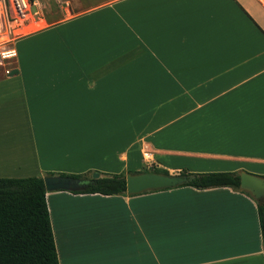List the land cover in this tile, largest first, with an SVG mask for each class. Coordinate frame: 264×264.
I'll return each mask as SVG.
<instances>
[{
	"label": "crops",
	"instance_id": "1",
	"mask_svg": "<svg viewBox=\"0 0 264 264\" xmlns=\"http://www.w3.org/2000/svg\"><path fill=\"white\" fill-rule=\"evenodd\" d=\"M63 3L0 70V178L151 164L264 177L255 0ZM45 202L58 264H264L255 203L228 187Z\"/></svg>",
	"mask_w": 264,
	"mask_h": 264
},
{
	"label": "trees",
	"instance_id": "2",
	"mask_svg": "<svg viewBox=\"0 0 264 264\" xmlns=\"http://www.w3.org/2000/svg\"><path fill=\"white\" fill-rule=\"evenodd\" d=\"M147 172L168 174L166 170L155 167ZM134 173L138 171L100 173V176L84 190L71 193L125 195V175ZM179 175L195 176L192 182L180 187L188 186L195 189L228 187L235 191L239 188V173L192 174L180 171ZM45 176L85 180L82 175L75 174L45 173ZM45 193L42 177L0 178V264H58ZM242 193L249 196L245 192ZM253 201L264 257V199Z\"/></svg>",
	"mask_w": 264,
	"mask_h": 264
},
{
	"label": "water",
	"instance_id": "3",
	"mask_svg": "<svg viewBox=\"0 0 264 264\" xmlns=\"http://www.w3.org/2000/svg\"><path fill=\"white\" fill-rule=\"evenodd\" d=\"M99 177L97 172H93L90 179H72L60 176H45L42 178L46 192L51 191H80L92 184ZM195 179L194 175L179 174H158L151 172H138L125 175V194L128 196L137 195L147 191L165 190L180 187ZM238 191L245 192L255 200L264 199V177H259L249 173H239Z\"/></svg>",
	"mask_w": 264,
	"mask_h": 264
},
{
	"label": "built area",
	"instance_id": "4",
	"mask_svg": "<svg viewBox=\"0 0 264 264\" xmlns=\"http://www.w3.org/2000/svg\"><path fill=\"white\" fill-rule=\"evenodd\" d=\"M255 1L264 10V0ZM63 6L68 7V4L63 3ZM43 13L39 0H0V70L3 76L12 75L16 42L44 27Z\"/></svg>",
	"mask_w": 264,
	"mask_h": 264
},
{
	"label": "rangeland",
	"instance_id": "5",
	"mask_svg": "<svg viewBox=\"0 0 264 264\" xmlns=\"http://www.w3.org/2000/svg\"><path fill=\"white\" fill-rule=\"evenodd\" d=\"M42 3L43 6V16L46 19V21H55L59 15V7L63 5V0L58 1V0H39ZM58 2H60V5L58 4ZM155 166H153V164L151 165H147L142 167V169L138 172H147L149 170H151L152 168H154ZM93 172L90 173H85L82 176L85 179H90L91 175ZM168 174H174V173H170L168 172ZM100 176V175H99Z\"/></svg>",
	"mask_w": 264,
	"mask_h": 264
}]
</instances>
